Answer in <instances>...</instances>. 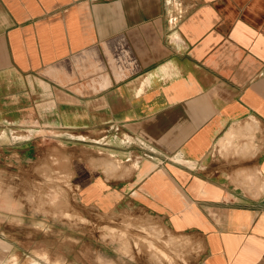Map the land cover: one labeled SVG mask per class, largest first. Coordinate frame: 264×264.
Returning a JSON list of instances; mask_svg holds the SVG:
<instances>
[{"label": "crops", "instance_id": "obj_1", "mask_svg": "<svg viewBox=\"0 0 264 264\" xmlns=\"http://www.w3.org/2000/svg\"><path fill=\"white\" fill-rule=\"evenodd\" d=\"M41 131L84 218L138 209L195 264H264V0H0V161ZM34 248L0 234V264H76Z\"/></svg>", "mask_w": 264, "mask_h": 264}, {"label": "rangeland", "instance_id": "obj_2", "mask_svg": "<svg viewBox=\"0 0 264 264\" xmlns=\"http://www.w3.org/2000/svg\"><path fill=\"white\" fill-rule=\"evenodd\" d=\"M45 134L41 131L42 140L35 143V158L23 163L11 149L0 161V234L28 250L40 246L43 252L36 255L43 260H49L51 246H58L76 264L196 263L199 245L138 209L81 216L66 170L71 156Z\"/></svg>", "mask_w": 264, "mask_h": 264}]
</instances>
